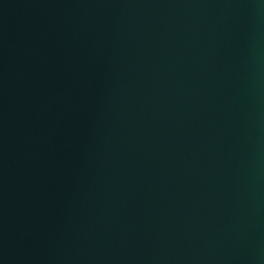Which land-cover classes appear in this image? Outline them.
I'll use <instances>...</instances> for the list:
<instances>
[{
    "label": "water",
    "instance_id": "95a60500",
    "mask_svg": "<svg viewBox=\"0 0 264 264\" xmlns=\"http://www.w3.org/2000/svg\"><path fill=\"white\" fill-rule=\"evenodd\" d=\"M0 264H264V0H0Z\"/></svg>",
    "mask_w": 264,
    "mask_h": 264
}]
</instances>
